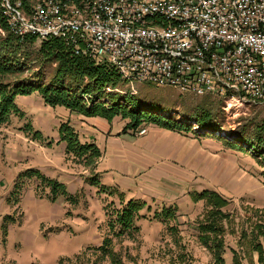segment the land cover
Masks as SVG:
<instances>
[{"label":"built area","instance_id":"built-area-1","mask_svg":"<svg viewBox=\"0 0 264 264\" xmlns=\"http://www.w3.org/2000/svg\"><path fill=\"white\" fill-rule=\"evenodd\" d=\"M0 7L20 40H58L74 56L115 69L130 92H108L172 88L219 101L229 118L264 109V0H0Z\"/></svg>","mask_w":264,"mask_h":264},{"label":"trees","instance_id":"trees-1","mask_svg":"<svg viewBox=\"0 0 264 264\" xmlns=\"http://www.w3.org/2000/svg\"><path fill=\"white\" fill-rule=\"evenodd\" d=\"M0 29L6 34L5 36L0 34V126L10 124L13 118L24 119L25 113L16 103L17 98L32 96L37 93L46 106L63 108L71 115L100 118L109 123L119 118L126 122L123 133L130 132L133 135L139 134L146 126H155L181 134H196L193 130L194 124H192L195 121L199 134H211L215 139H222L232 149L248 153L244 150V146H251L255 152L252 150L249 154L258 158L264 165V123L255 131L250 129L239 130L235 140L233 139L234 141L226 140L220 137L222 132L228 131V128L225 127L224 122L220 121L222 115L224 118L226 117L223 105L217 100L210 97L202 98L203 101L196 106L184 105V109L176 115L174 107L177 104L168 106L160 101L138 98L137 95L133 96L129 93L123 95L117 92H108L107 89L130 92V88L121 81L117 71L111 66H97L90 59L74 56L61 41L43 42L36 53V57L33 58L27 48L37 44V40L27 38L22 41L9 33L1 7ZM35 61L38 62V65L40 63L55 65L53 77L48 81L45 80L43 73L39 74L36 79L34 77L33 81L31 76L27 77L26 71L31 68L28 63L33 64ZM145 86L156 87L150 84H145ZM86 96L90 98L89 104L84 100ZM216 109L219 111L216 112ZM164 112L167 114L164 115ZM21 130L32 141L40 143L47 141L42 132L35 130L31 123L24 124ZM59 135L60 142L66 144V160L90 170L91 176L87 179V183L97 189L98 194L117 196L119 208H115V211L110 214L109 210L102 208L106 216L107 229L104 230V238L100 246L86 248L73 257L61 258L55 264H66L68 261L72 262L73 258L76 259V264H83L80 261V256L89 257L90 255H99V262L109 260L110 264H126V261L135 262L128 247L123 246V244L128 240H135L136 243L141 244L138 239L139 228L137 223L144 219L161 222L164 224V232L168 226V232L171 231L170 234L177 232L175 226L168 225L170 221H176L178 218L177 212L172 206H164L155 212L153 218L150 217V213L154 212L150 202L127 199L124 192L106 186L100 181L101 173L96 170L102 152L94 143H82L76 129L69 122L61 125ZM52 143L51 140L48 145L50 146ZM35 181L38 182L35 186L38 196L45 197L52 203L63 200L71 206L72 209H69L67 215L72 216L71 211L79 205L81 198L69 194L65 184L47 178L39 170H27L18 176L8 202L17 205L25 193V188L34 185ZM191 199L194 203H204L205 218L198 222L200 244L210 251L214 258V264H228L230 258L227 253L225 235L227 233V221H231V214L225 209L228 208L230 202L212 190L196 192L192 194ZM22 219L23 213L19 209L15 211L14 215L4 218L5 221L2 226L3 244L7 242L9 225L16 222L21 224ZM261 219H264V216ZM253 229L258 231V234L253 238L254 240L250 239L248 243L252 246V250L258 254L259 262L264 263L263 245L257 243V239L264 236V223L255 225ZM242 237L247 240L249 234L243 230ZM117 243L121 246L119 251L116 250ZM239 247L243 249L241 244ZM92 249L93 251L90 252ZM89 252L93 254H89ZM231 254L232 264H243L244 258L240 250H232ZM7 255L0 258V264H20L10 260Z\"/></svg>","mask_w":264,"mask_h":264},{"label":"crops","instance_id":"crops-1","mask_svg":"<svg viewBox=\"0 0 264 264\" xmlns=\"http://www.w3.org/2000/svg\"><path fill=\"white\" fill-rule=\"evenodd\" d=\"M16 103L25 113V118L12 120L13 125L5 130L9 139L0 145L6 147L0 148V258L8 252L10 260L20 264H55L61 258L73 257L86 248H95L102 244L104 233L101 225L106 223V216L103 209L102 216L101 211H98L97 216L94 214L95 208L100 209V202L95 199V188L88 186V170L68 162L66 144L60 142V127L68 122L76 129L82 143H94L102 152L96 171L101 173L99 179L106 186L124 192L127 199H138L150 204L168 202L167 206H172L178 217L185 213L177 200H184L188 196L191 192V182L183 179L180 181L184 183L175 181L172 175L166 178L162 166L167 162L187 163L192 157L200 159L201 155H196L192 144L206 137V134H181L152 126L144 136L133 135L130 132L123 133L126 122L119 118L109 123L100 118L71 115L64 110L60 116L62 119L59 120L53 108L47 107L38 96H20ZM28 123H31L35 130L42 132L47 141H32L21 130L22 126ZM182 139H185V142L180 143L179 140ZM51 140L53 143L49 146ZM207 161L205 160V166ZM27 170H39L47 178L65 184L69 194L81 198L79 205L71 211L72 216L67 215L71 206L63 200L52 203L45 197L38 196L35 190L37 181L25 188V193L17 205L8 202L16 179ZM211 174L209 178L205 177L206 170L203 177L205 184L208 182V187L212 186L211 180L214 179ZM152 180H157V183L161 180H171L182 187H173L171 192L167 193ZM225 187L220 184L216 189H207L205 186L202 187L203 190L195 191L201 193L212 190L227 197L233 192ZM135 190L138 192L135 193ZM82 193L85 194L84 198ZM85 202L88 204L84 206ZM17 209L23 213L22 223L9 225L7 242L3 244L4 218L14 215ZM137 227L141 244L128 240L124 245H135L132 247L134 250L129 248L130 254L136 257L134 264H142L144 260V264H154L155 258L148 255V249L158 248L164 243L161 239L164 224L157 220L144 219L137 223ZM185 229L187 227H181L182 231ZM53 251L56 255L55 261L49 263L48 255ZM210 254L204 247L194 251V256L201 259L194 264H207L211 259ZM228 257L230 259L227 263L232 264V255L228 254Z\"/></svg>","mask_w":264,"mask_h":264},{"label":"rangeland","instance_id":"rangeland-1","mask_svg":"<svg viewBox=\"0 0 264 264\" xmlns=\"http://www.w3.org/2000/svg\"><path fill=\"white\" fill-rule=\"evenodd\" d=\"M41 44L42 42L37 41V44L28 46L27 50L31 53L33 58L36 57V53L39 50ZM28 64L31 68L26 71V76H31L32 81L34 80V77L36 79V77L41 73H43L46 81L53 77L55 65H43L42 63L38 65L37 61H35L33 64ZM136 90L138 91L137 93H139V95L137 94L138 98H148L150 100L160 101L164 105L168 106H174L175 104H177L174 107L176 109V115H178L184 109V105L196 106L201 101H203V99L200 98L182 96L172 88H152L139 84L136 86ZM32 96H38L40 100L44 102L40 95H38L37 93L33 94ZM84 100L86 101V103H90L89 97H84ZM48 110L51 109L48 108ZM52 110L56 113V118H58L59 120L62 119L60 116L63 115L65 109L53 108ZM218 111L219 109H216V112ZM166 114L167 112H164V115ZM225 117L226 118H224L222 115L220 117V121L225 123V127L228 128V131L222 132L220 137L225 138L229 141L233 139L235 140L236 133L239 130L250 129L255 131L256 129L262 127V124L264 123V109L261 107L248 108V110H241L240 116L237 118H229L226 115ZM13 119L18 120L19 118ZM12 123L13 122L11 121L8 125L0 126V145L3 144L2 142H5L9 139V135L5 130L8 129L7 126H12ZM144 128H146L149 132V126H146ZM206 137H202L198 141L194 142V144H192V148L195 149L196 155H201L200 159H198L197 157H192L191 159L189 158V162L191 163L187 162L183 164H170V162H167L165 166H162L164 168L158 165V167L162 168L165 172L164 175L166 178L167 176L172 175L174 177V180L178 182H183L180 181V179L189 180L191 182V192L188 194L189 197L186 196L184 200L183 198H179L180 200L176 199L181 204V210L185 213L180 216L182 219L178 217L176 221H170L168 225L175 226L177 232H174V234H170L171 231L168 232L169 226L166 227V232L162 234L163 237L161 236V239L164 243L158 248H149L148 255H152L155 258L154 260L156 263L154 264L198 263L201 259L194 256V251L203 249V246L199 242L200 232L198 229V222L204 220L205 208L203 202L196 204L192 201L191 197L192 194L196 193L195 189L203 190L202 187L205 186L207 187V189H216L217 186L221 184L223 186H226L225 188L231 189V192H233L230 193V195L228 194L227 197L224 196V198L230 202L228 208L225 210H227V212L231 214V221H227L226 225L227 233L225 235V241L227 253L231 256L232 250H240L241 255L244 258V264H260L258 263V254L252 250V246H250V243L248 242L250 241V239L254 240L253 238L258 234V231H255L253 229L254 226L259 225L262 222L264 223V219H261L264 216V165L259 161L258 158L249 154L250 151L248 150L252 148L251 146H244V150L248 152L245 153L237 149L230 148L222 139H215L211 134H207ZM184 140L185 139H182V141L179 140V142L183 143L185 142ZM220 142L222 143L220 144ZM0 148L6 147L0 146ZM209 158L210 160H208ZM205 160H208L206 166ZM206 170L207 175L205 177L209 178V174L212 173L214 178L213 180H211L212 186L210 185L209 187L207 186L208 182L206 181L207 183L205 184V179L203 178ZM90 174L91 172L90 170H88L86 176L89 178L91 176ZM152 181L155 182L157 186L163 187V190H166L167 193H170L173 187H182L181 184L171 180H161L159 181V183H157V180ZM88 186L90 187V184H88ZM96 190L97 189L94 190V194L96 197L95 199L100 202V209L96 210L95 208V216H97L98 211H101L102 216V208L104 210H109V214L113 213L115 211V208H119L117 196H107V194L103 193H99V195ZM89 191L91 194L93 193L92 190ZM137 192L138 191L135 190V193ZM82 196L84 198L85 194L82 193ZM112 202L115 203L112 204ZM86 204L88 203L85 202L84 206ZM151 204H154L152 207L154 212L150 213L149 216L153 218L156 211L161 210V208L164 206L167 207L168 202H157ZM144 214L147 215V213ZM15 217L17 218L16 214ZM101 226L102 233H104V230L107 229V221ZM182 226L187 227V229H185V231H182ZM243 230H245L247 234H249V239L246 240L242 237ZM251 232H253V234H250ZM257 240V243H261L264 248V236L259 237V239ZM240 244L243 246V249L239 247ZM123 246H126L129 249L130 247L132 248L135 245L123 244ZM120 249L121 246L119 243H117L116 250L119 251ZM91 251H93V249L90 250V252ZM90 252L89 254H93ZM208 252L210 251L208 250ZM8 256L9 255H7V257ZM55 256L56 255L54 251L52 252V254L50 253L48 255V258L50 257L49 263H53L55 261ZM80 257V261H82L83 264H110L109 260L99 262V255ZM131 257L133 258V260L136 258L132 255ZM73 259L74 260L72 262L68 261L66 262V264H76V259ZM209 262L211 264H214V258L212 255ZM209 262L207 264H209ZM134 263L135 262L133 261H126V264ZM144 263L145 260L142 262V264Z\"/></svg>","mask_w":264,"mask_h":264},{"label":"bare ground","instance_id":"bare-ground-1","mask_svg":"<svg viewBox=\"0 0 264 264\" xmlns=\"http://www.w3.org/2000/svg\"><path fill=\"white\" fill-rule=\"evenodd\" d=\"M193 124H194V122H193ZM194 126L197 127V126H196V123L194 124Z\"/></svg>","mask_w":264,"mask_h":264}]
</instances>
